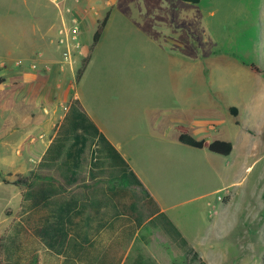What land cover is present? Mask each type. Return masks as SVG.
<instances>
[{
	"label": "rangeland",
	"instance_id": "obj_1",
	"mask_svg": "<svg viewBox=\"0 0 264 264\" xmlns=\"http://www.w3.org/2000/svg\"><path fill=\"white\" fill-rule=\"evenodd\" d=\"M83 1L0 0V76L8 83L0 96L5 165L0 187L9 195L15 187L27 189L33 176L26 160L31 138L21 133L31 119L24 116L79 106L105 132L133 138L129 148L145 178L193 235L203 238L193 245L207 264H264V0H204L202 9L180 1L157 28L131 27L116 17L96 48L93 37L103 19L89 32L75 10ZM71 9L82 30L72 67L58 44L63 20L74 17ZM83 12L97 10L90 6ZM146 108L148 116L164 110L176 119L217 121L215 139L231 141L232 154L204 155L173 143L177 133L152 128L144 119ZM64 130H53L55 143L64 142ZM5 187L0 188V264H61L60 241L66 239L57 237L53 225L35 230L26 211L17 220L6 206ZM189 249L165 246L163 254L149 249L145 264H201L189 257Z\"/></svg>",
	"mask_w": 264,
	"mask_h": 264
},
{
	"label": "crops",
	"instance_id": "obj_2",
	"mask_svg": "<svg viewBox=\"0 0 264 264\" xmlns=\"http://www.w3.org/2000/svg\"><path fill=\"white\" fill-rule=\"evenodd\" d=\"M181 2L201 9L204 5V0L198 4ZM179 3L180 0H84L75 10L87 22L89 32L109 14L102 40L111 33V25L117 21L116 17H120V23H128L131 27L137 23L141 29L150 24H155L154 28H157L168 20L166 10ZM90 6L96 8L97 12L84 13L83 9ZM6 82L0 85V96L6 94L3 93L4 86L8 84ZM43 100L45 98H41L39 103ZM148 111L149 108H146L144 119L152 128L162 126L177 133L173 143L199 150L194 151L196 153L214 154L207 149H196L181 143L176 127L186 126L191 135L210 142L217 140V121H209L210 118L204 121L201 116L195 115L193 121L176 119L164 110L153 111L154 114L148 116ZM47 112L42 113L41 117L39 113L24 116L31 119L27 129L21 133L31 138L26 147V160L29 171L34 172L29 177L27 189L15 187L11 190L12 194L7 195L8 189L3 185L1 187H5L4 193L9 200L6 206L13 209L17 220L20 221V214L26 211L35 230L43 224L53 225L51 229L58 233L57 237L66 239L60 241L63 248L60 251L61 264H125L128 260L131 264H145L149 249L163 254L165 246L190 247L202 254L199 247L193 244L203 238L198 239L193 235L192 230L173 211L174 207L168 205L159 190L145 178L129 148L133 138L121 139L105 132L79 106L67 112ZM22 124L20 122L19 126L25 128L26 125ZM55 128H65L63 143H55V135L51 136ZM42 132L45 135L36 140L34 136ZM13 133L20 132L11 131L10 134ZM112 148L118 152L121 160L115 156ZM16 154L22 156V152L17 151ZM5 156L9 158V154ZM1 157L2 168L5 165ZM130 170L145 188L126 183ZM109 183L114 186L110 187ZM55 198L59 201L51 202ZM53 216L57 218L53 219ZM181 228L185 230L184 233ZM21 229L19 225L17 231ZM69 257H73V260L69 261ZM44 262L51 263L47 259Z\"/></svg>",
	"mask_w": 264,
	"mask_h": 264
},
{
	"label": "trees",
	"instance_id": "obj_3",
	"mask_svg": "<svg viewBox=\"0 0 264 264\" xmlns=\"http://www.w3.org/2000/svg\"><path fill=\"white\" fill-rule=\"evenodd\" d=\"M180 1L187 2V3H193V4H198L201 2V0H180ZM108 19H109V14H107L106 17L99 24V26H98L95 34H94V37H93V47H95L99 43V41L101 40L103 33H104V30H105V27H106L107 22H108ZM86 60L88 61V58ZM84 67L85 66H83V68L80 70L79 77L82 76V73L84 71ZM253 68L256 69L255 66H253ZM256 71H258V70L256 69ZM5 82H6L5 77L0 76V85L4 84ZM232 112L234 115H237V109L236 108H232ZM176 129L179 132V141L185 145H188V146L196 148V149H207L208 151H210L212 153L222 155V156H229L233 152L234 145L231 141L217 139V140L209 142L205 139H197L196 137L191 135L188 127H186V126L178 125L176 127ZM113 151H114L115 156L121 160L122 158L120 157L118 152L115 151L114 149H113ZM124 164L127 165L125 162H124ZM128 169H129V167H128ZM129 175H130V182L131 183L137 184V185L145 188L143 183L138 179V177L135 175V173L133 171L130 170ZM188 254H189V257L192 255L193 260H198L201 264H207L200 257V254L198 252H196L193 248L189 249ZM191 261H192L191 258H189V262H191Z\"/></svg>",
	"mask_w": 264,
	"mask_h": 264
},
{
	"label": "built area",
	"instance_id": "obj_4",
	"mask_svg": "<svg viewBox=\"0 0 264 264\" xmlns=\"http://www.w3.org/2000/svg\"><path fill=\"white\" fill-rule=\"evenodd\" d=\"M69 12L73 13L74 17L70 21L66 19L63 20L62 26L59 29L58 44L63 47V58L65 63L72 67L75 63L74 57L81 49L82 30L79 19L75 16V11L71 9ZM2 62L4 61L0 60V65Z\"/></svg>",
	"mask_w": 264,
	"mask_h": 264
}]
</instances>
